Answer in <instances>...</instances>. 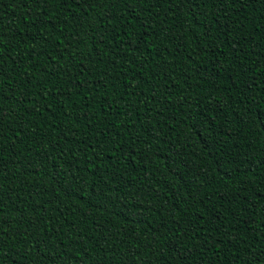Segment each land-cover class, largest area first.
<instances>
[{
    "label": "trees",
    "instance_id": "trees-1",
    "mask_svg": "<svg viewBox=\"0 0 264 264\" xmlns=\"http://www.w3.org/2000/svg\"><path fill=\"white\" fill-rule=\"evenodd\" d=\"M111 7L0 0V264L264 261V0Z\"/></svg>",
    "mask_w": 264,
    "mask_h": 264
},
{
    "label": "snow or ice",
    "instance_id": "snow-or-ice-1",
    "mask_svg": "<svg viewBox=\"0 0 264 264\" xmlns=\"http://www.w3.org/2000/svg\"><path fill=\"white\" fill-rule=\"evenodd\" d=\"M33 2L34 3H38V4L43 6L44 11L41 13V17H42L41 24L46 26L48 24V20L50 19V17H48V15H47L49 3L50 2L54 3L55 0H33ZM119 2L127 3L129 8L132 7L133 3L148 4V5H151V7H156L161 2V0H60V3L65 6V10L66 11L70 10V7H75L76 9H80V8H83L85 5H87V7L94 8V9L98 7L101 10L102 13H105L106 12L105 6L108 5L109 6L108 19L112 18L111 12H114V8H112L111 5L114 4V3H119ZM168 2L169 3H173L174 0H168ZM180 2L183 3V4H187L190 9H192V8L199 9L201 13H204V14L208 15V14H210V10H209V12L206 13L205 12V6H207V5L215 6L217 4H224L227 7H231V4H232L233 0H180ZM245 2H247V0H245ZM221 11L223 12V11H225V9H221ZM151 15H152L151 12H149V16H151ZM194 15H195V13H194ZM132 18L133 19H137V17H135V16H133ZM97 19H98V17H93V18H91V20L89 22V19L87 18V13L85 11V13L82 14L81 17H77L76 18V23L84 24V26L91 28L93 25L99 26L97 24ZM144 28H145V33L144 34L146 35L147 34V25H145ZM43 31H47V27H45L43 29ZM41 34H43V33H41ZM90 39H95V37L94 36L90 37ZM100 42H103V37H101ZM77 43H79V41ZM143 43H144V36L143 35H138L137 36V43L135 45L132 43L131 37H129V39L127 41H125V45L121 47V53L125 52V48L126 47L127 48H131V49H133L135 51H139V46H140V44H143ZM3 52H4V46H3L2 43H0V69H2ZM89 55H90V53H89ZM116 58H118V57H116L115 53H113V59H116ZM122 64H123V61H122ZM62 70L67 72L70 75L71 66L68 69H62ZM2 74H3L2 71H0V75H2ZM103 74L105 76H107L108 75L107 70H105V72ZM104 86L107 87V85H104ZM112 86L115 87V84H113ZM130 86H131L130 84L127 85V87H130ZM123 95H135V92L123 93L121 95V97H119V98L122 99ZM111 107H112V105L109 104L108 108H111ZM128 107L131 108V105L129 104ZM116 114L119 115L120 112H117ZM261 116L264 117V113H261ZM2 119H3V117H0V120H2ZM102 132H103V130H102ZM103 134L105 135V138L107 139L108 133L103 132ZM117 135H119V132H117ZM93 136H95V132H93ZM90 139H91V137H90ZM94 144L99 146V142L98 141L94 140ZM124 147H125V145L123 143L113 144V146L109 149V152L114 156L116 151H117V149H121V155L123 156L124 155V152H123ZM103 151H104V148L101 147L100 148V152L103 153ZM172 155L173 156H180V155H183V153H180L179 151H173ZM56 159L57 158L53 159V162H52L51 166H53V167L56 166ZM73 159H74V157H73ZM41 160L44 161V165H42V167L49 166L46 156L41 157ZM236 167L238 168L239 164H237ZM56 176H57V179H56V183L57 184H60L62 180L71 179L72 181H77V180L81 179L80 177H78V176H76L74 174L71 175L70 177L61 176L59 172H57ZM0 179H4V178L0 177ZM13 179H14V177H13ZM68 189L69 190L66 192V195L69 198H71L72 196L77 195L76 192L71 190V184L68 185ZM111 191H113V190L112 189H108V192H111ZM93 192L97 196H99L101 199H106L107 198L106 195H105V189L104 188H99V190H96L94 188ZM188 194L189 195H194V193H192L191 190H189ZM128 195H129L128 193H125L124 198H127ZM155 198H156L155 194H153L151 199L154 200ZM201 202H203L202 199H201ZM161 207H162V205H161ZM165 211H167V209H165ZM169 231H171L173 233V235H175L176 227L174 226L172 229H169ZM186 235H187V233H186ZM170 243L172 244V247H173V249L175 251L181 252V249H180L179 245L183 243L182 240L170 241ZM254 255H255V253H254ZM256 258H257L258 264H264V261H261L259 256H257ZM183 259L184 260L190 259V255L189 256H184ZM121 264H122V262H121Z\"/></svg>",
    "mask_w": 264,
    "mask_h": 264
}]
</instances>
